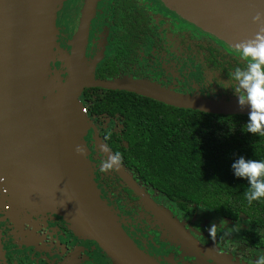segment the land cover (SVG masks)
Returning <instances> with one entry per match:
<instances>
[{"label": "water", "instance_id": "obj_1", "mask_svg": "<svg viewBox=\"0 0 264 264\" xmlns=\"http://www.w3.org/2000/svg\"><path fill=\"white\" fill-rule=\"evenodd\" d=\"M163 1L186 20L232 47L253 39L257 33L264 35V0ZM95 2H85L72 50L60 56L66 78L57 81L48 76L50 62L58 52L54 50L53 0H0L8 8L6 25L3 31L0 29V177L4 178L0 196L5 198L2 187L16 172L17 183L23 180L29 191L26 197L18 196L20 200H7L6 206L12 212H17L14 203L18 202L38 208L34 202L36 194L43 207L62 216L75 234L95 242L114 264H159L133 244L99 197L83 139V91H127L175 108L218 115H248V109H241L238 99L211 100L146 80L96 79L94 66L85 58ZM257 13L262 14L258 20ZM77 146L85 149L84 156L76 153ZM3 203L0 198V206ZM154 207L185 249L198 252L213 264H240L214 253Z\"/></svg>", "mask_w": 264, "mask_h": 264}, {"label": "flooded vegetation", "instance_id": "obj_2", "mask_svg": "<svg viewBox=\"0 0 264 264\" xmlns=\"http://www.w3.org/2000/svg\"><path fill=\"white\" fill-rule=\"evenodd\" d=\"M80 2L62 0L61 6L58 3L55 49L67 50L81 18ZM60 55L56 52L50 66L56 70V77L64 80L67 73L61 68ZM85 58L94 66L95 78L145 79L182 94L227 101L238 99L231 90V77L236 69L246 68L235 47L186 21L161 0H96ZM86 115L98 132L91 129L85 138L94 180L101 199L112 209L126 236L160 264H213L175 240L154 206L174 221L176 218L151 195L165 196L140 180L123 158L120 169L100 171L108 156L120 153L114 145L117 140L123 143V116L105 111L98 114L92 109ZM94 133L99 146L94 142ZM100 145H107L110 150L103 152ZM173 203L188 223L185 230L197 218L220 222L225 227L221 252L242 262L264 257V246H256L254 241L250 245L245 240L246 233L252 232L245 215L231 219L195 205L184 211ZM237 232L241 233L239 239L234 237ZM0 243V264H114L95 242L78 236L62 217L47 212H23L17 220H10L0 212Z\"/></svg>", "mask_w": 264, "mask_h": 264}, {"label": "trees", "instance_id": "obj_3", "mask_svg": "<svg viewBox=\"0 0 264 264\" xmlns=\"http://www.w3.org/2000/svg\"><path fill=\"white\" fill-rule=\"evenodd\" d=\"M83 92L86 110L123 116V143L114 147L140 180L184 211L195 205L220 217L245 215L252 230L245 240L264 246V199L249 205L248 183L231 168L241 156L264 160V136L247 133L248 115L175 108L127 91Z\"/></svg>", "mask_w": 264, "mask_h": 264}, {"label": "clouds", "instance_id": "obj_4", "mask_svg": "<svg viewBox=\"0 0 264 264\" xmlns=\"http://www.w3.org/2000/svg\"><path fill=\"white\" fill-rule=\"evenodd\" d=\"M261 15L257 13L255 19H260ZM235 51L244 58L246 68L235 70L231 77V90L238 97V106L241 109L246 106L248 109L247 123L244 125L247 133L264 136V35L257 33L253 39L236 43ZM101 149L103 152L110 150L107 145H102ZM76 153L84 156L85 149L77 146ZM121 166V153L115 152L101 164L100 171L118 170ZM231 168L236 178L248 183L245 198L249 205L253 201L264 199V160L245 159L241 156L232 163ZM2 183L4 178L0 177V184ZM216 232L217 226L212 224L209 237L215 239ZM256 264H264V257L258 258Z\"/></svg>", "mask_w": 264, "mask_h": 264}, {"label": "rangeland", "instance_id": "obj_5", "mask_svg": "<svg viewBox=\"0 0 264 264\" xmlns=\"http://www.w3.org/2000/svg\"><path fill=\"white\" fill-rule=\"evenodd\" d=\"M58 1H59V3H60V6H61V4H62V0H53V2H54V10H55V16H54V26H55V17H56V11H57V7H58ZM167 7H169L171 10H173L174 12H176L180 17H182V15L180 14V13H178L176 10H174V9H172L170 6H168L167 5V3H165L163 0H161ZM85 2H86V0H81V2L79 3V5H80V7L82 6V10H83V7H84V5H85ZM0 12H1V14H0V29H1V31H3V28L5 27V22L7 21V13H8V8H7V6H6V4H0ZM81 18H80V21H81V19H82V11H81V16H80ZM183 18V17H182ZM183 19H185V18H183ZM186 20V19H185ZM80 21H79V24H78V27H79V25H80ZM186 21H188V20H186ZM188 22H190V23H192V24H194L193 22H191V21H188ZM195 26H197V27H199L198 25H196V24H194ZM78 27H77V30H78ZM199 28H201V27H199ZM202 29V28H201ZM77 30H76V32L74 33V35L72 36V38L70 39V41L68 42V44H67V50H58V48H56L55 49V46H56V44H55V46H54V50L56 51V50H58V52L61 54L60 56H62V54H65V55H68L70 52H71V50H72V41H73V39H74V36L76 35V33H77ZM204 30V29H203ZM56 32H57V28H56V26H55V36H56ZM207 32V31H206ZM209 33V32H208ZM54 43H55V37H54ZM57 52V53H58ZM59 59H60V62H61V68H63V69H66L65 68V64H64V62L62 61V58L61 57H59ZM54 60H52L51 62H53ZM51 62H50V64H51ZM54 63V62H53ZM91 66H93V65H91ZM64 72H66V70L64 71ZM54 73V74H53ZM56 70H52L51 69V66H49V74H48V76H49V78L50 79H54L55 80V78H57L56 77ZM67 75V74H66ZM59 79H61L60 77H58ZM57 78V79H58ZM66 78V77H65ZM64 78V79H65ZM58 79V80H59ZM61 80H63V79H61ZM80 104H81V106H83V108L81 109V112H82V114L84 115V122H83V124H84V128H83V139H84V142H85V144H86V148H87V154H86V158L88 159V162H89V165H90V171H91V177H92V180L94 181V184H95V186H96V188H97V185H96V183H95V180H94V174H93V170H92V167H91V163H90V160H89V149H88V146H87V142H86V135H87V133L92 129V130H94L96 133H98L97 132V129H96V127L94 126V125H92V123H89V119H88V117H87V115H86V107H85V105H84V103L80 100ZM91 124V125H90ZM96 133H94L95 134V136H94V142H95V144L97 145V146H99V141H98V139L96 138ZM101 146L102 145H100V148H101ZM14 173H16V172H12L11 174H10V177H11V180L10 181H8V184H7V182L5 183V186L4 187H2V193H4L5 194V198H3L2 196H0V198L4 201V203L3 204H1V206H0V212L2 213V214H4L5 216H7L10 220H17L18 218H19V216H20V214L21 213H23V212H29V213H34V214H36L37 213V211H40L41 213H45V212H47V213H50L51 215H57V216H60V215H58V214H56L55 212H53L51 209H49V208H47L46 206L45 207H43V203L42 202H40L39 200H38V196H36V194H35V196H34V202H35V205L38 207V208H36V209H34L33 207H25L24 205H23V203H21V202H18V203H14L15 204V206H16V209H17V212L16 211H13L12 212V210H10V208H8L7 206H6V204L8 203V201L7 200H9V199H11L12 198V200H13V202L15 201V199L16 200H20L21 199V197H18V196H24V197H26V195L28 194V188H26V186H25V182L22 180V183H17L18 181H17V179H16V174H14ZM21 179H23V178H21ZM16 183V184H15ZM18 184H21V186H23V188H18L19 187V185ZM97 190H98V188H97ZM98 193H99V197H100V199H101V196H100V192H99V190H98ZM159 204H161L162 205V207H164V209H166V211L169 213V214H171L174 218H176L175 220L177 221H179L180 223H181V225H183L182 227H185L188 223H185L184 222V220L182 219V217L180 216V211H179V209L177 208V206L173 203V202H170V201H168L165 197H163V196H160V195H158V196H156V195H151ZM22 200L23 201H25V202H27V199L26 198H22ZM102 200V199H101ZM103 201V200H102ZM104 202V201H103ZM105 203V202H104ZM106 204V203H105ZM107 205V204H106ZM107 207L110 209V211L113 213V215L115 216V219H116V223L118 224V220H117V217H116V215L114 214V212L112 211V209L107 205ZM60 217H62V216H60ZM63 218V217H62ZM64 219V218H63ZM64 221H65V219H64ZM177 221V222H178ZM66 222V221H65ZM67 223V222H66ZM68 224V223H67ZM165 224V223H164ZM212 224H215L216 226H217V232H216V237H215V239H212V238H210L209 237V228H210V226L212 225ZM119 225V224H118ZM69 226V225H68ZM238 226V225H237ZM120 227V226H119ZM121 228V227H120ZM232 228H235V227H233V226H229V229H232ZM187 230H188V232L189 233H191L194 237H196V239H198V240H200V241H202V242H204V243H206L207 244V246H209L211 249H213V250H215L216 252H218V253H220L221 255H223V256H225L226 258H229L230 260H232V261H234V262H236V263H240V264H256V261H257V259H255V257H253L252 258V261L251 262H242V261H240V259H238V258H233L232 256H230L228 253L226 254V253H224V252H221V250H220V248H222V247H224V241H225V233H224V230H225V227L220 223V222H213V223H210L209 221H207V220H204V219H202V218H197V219H195L191 224H190V227L189 228H187ZM123 231V230H122ZM240 236H241V233L240 232H237V233H235V235H234V237L236 238V239H239L240 238ZM180 244V243H179ZM182 246V245H181ZM183 247V246H182ZM184 248V247H183ZM152 258V257H151ZM159 263V262H158ZM160 264V263H159Z\"/></svg>", "mask_w": 264, "mask_h": 264}]
</instances>
